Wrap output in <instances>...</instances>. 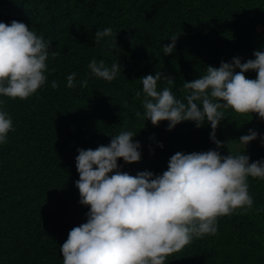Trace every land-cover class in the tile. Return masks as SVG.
Here are the masks:
<instances>
[{
    "label": "trees",
    "instance_id": "obj_1",
    "mask_svg": "<svg viewBox=\"0 0 264 264\" xmlns=\"http://www.w3.org/2000/svg\"><path fill=\"white\" fill-rule=\"evenodd\" d=\"M13 19L50 39V51L59 54L48 57L51 71L34 95L3 97L14 131L0 144V264H63L60 246L71 228L86 221L88 210L75 186L77 149L106 146L121 131L137 132L141 159H118L121 171L134 176L145 170L162 174L177 151L216 148L207 122L196 127L182 121L168 129L166 120L155 126L144 120L142 97H135L141 77L157 70L172 76V91L183 100V82L205 74L207 66L233 57L243 63L264 50V0H0V21ZM105 27L112 28L113 40L115 35L114 50L112 42L93 40ZM173 34L174 51L165 55L162 46ZM93 57L109 65L117 58L122 74L111 82L88 76L86 87L66 88L69 73H77V82L88 75ZM244 75L256 78L255 71ZM165 86L158 82V88ZM224 112L215 130L224 142L221 154L244 150L249 162L264 159L258 141L245 149L238 142L249 129L262 134L263 120L255 113ZM248 183L253 207L219 217L215 235L193 239L168 264H264V180L249 177Z\"/></svg>",
    "mask_w": 264,
    "mask_h": 264
},
{
    "label": "clouds",
    "instance_id": "obj_2",
    "mask_svg": "<svg viewBox=\"0 0 264 264\" xmlns=\"http://www.w3.org/2000/svg\"><path fill=\"white\" fill-rule=\"evenodd\" d=\"M168 38L170 43L162 46L165 55L174 51L177 35ZM93 40L112 42L113 50L117 47L111 27L97 29ZM50 42L23 21H0V144L14 131L3 97L25 100L45 84L51 71L48 57L59 54L50 51ZM253 57L243 63L233 57L219 67L207 66L205 74L183 82V100L172 91V76L157 70L140 78L142 88L135 97H142L144 120L154 126L166 120L168 129L182 121H193L196 127L207 122L216 148L177 151L162 174L145 170L134 176L121 171L118 159L123 163L141 159V143L134 139L137 132L121 131L106 146L77 149L75 186L79 203L88 210L86 221L71 228L60 246L63 264H168L169 256L193 239L215 235L219 217L253 207L248 180H264V159L249 162L244 150L223 155L219 149L224 142L215 136L225 109L255 113L264 120V50L254 51ZM87 68L88 75L79 82L75 71L69 73L65 87H86L88 76L111 82L122 74L117 58L109 65L93 57ZM248 71H255L256 78H246ZM159 81L167 86L158 88ZM51 87L58 88L59 83L52 80ZM123 104L127 107L128 101ZM256 137L257 132L249 129L238 142L245 149ZM260 140L264 143V134Z\"/></svg>",
    "mask_w": 264,
    "mask_h": 264
},
{
    "label": "rangeland",
    "instance_id": "obj_3",
    "mask_svg": "<svg viewBox=\"0 0 264 264\" xmlns=\"http://www.w3.org/2000/svg\"><path fill=\"white\" fill-rule=\"evenodd\" d=\"M263 122H264V120H263ZM262 134H264V132ZM260 136H261V134L257 135L256 139H254V140L258 141L261 145L264 146V143H261Z\"/></svg>",
    "mask_w": 264,
    "mask_h": 264
}]
</instances>
